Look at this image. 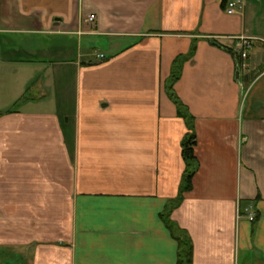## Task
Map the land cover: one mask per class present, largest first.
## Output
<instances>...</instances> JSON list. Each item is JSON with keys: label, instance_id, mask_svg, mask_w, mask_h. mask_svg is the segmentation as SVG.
<instances>
[{"label": "crops", "instance_id": "crops-1", "mask_svg": "<svg viewBox=\"0 0 264 264\" xmlns=\"http://www.w3.org/2000/svg\"><path fill=\"white\" fill-rule=\"evenodd\" d=\"M239 1L0 0V264H177L189 119L193 264H264V0Z\"/></svg>", "mask_w": 264, "mask_h": 264}, {"label": "trees", "instance_id": "trees-1", "mask_svg": "<svg viewBox=\"0 0 264 264\" xmlns=\"http://www.w3.org/2000/svg\"><path fill=\"white\" fill-rule=\"evenodd\" d=\"M185 58L186 57H179L177 58L175 63L178 64L180 61H182ZM179 73H180V67L175 65V68L172 74V79H171L172 84L170 87V93L173 95V98L176 100L177 104L179 102L177 98L175 97L172 88H173L174 82L177 80L179 76ZM189 129H190V132L188 133V135L185 137V139L182 142V156L185 161L186 167H185V172L183 175L181 189H180L181 195L173 202H170L169 206H167L164 213L162 214L164 221L166 222L174 238L178 242L177 264H193V259H194V245H193V241L190 235L187 233V231L178 229L171 220V212L173 208L181 202L182 195L185 192H188L193 188V178L195 174L197 173V170L199 167L198 159L195 153V148L197 145L196 133H195L194 125L191 119H189ZM255 218H256L255 221H257L258 216L256 215Z\"/></svg>", "mask_w": 264, "mask_h": 264}, {"label": "built area", "instance_id": "built-area-1", "mask_svg": "<svg viewBox=\"0 0 264 264\" xmlns=\"http://www.w3.org/2000/svg\"><path fill=\"white\" fill-rule=\"evenodd\" d=\"M240 6V1L239 0H226V5H225V11L228 13V14H234L237 9L239 8ZM95 17L92 15L90 17V20H94ZM241 57L243 59L247 58L248 57V53H249V50L252 46V43H251V40L248 38H241ZM103 57V56H101ZM256 217V214H249V220L254 222L255 221V218Z\"/></svg>", "mask_w": 264, "mask_h": 264}]
</instances>
